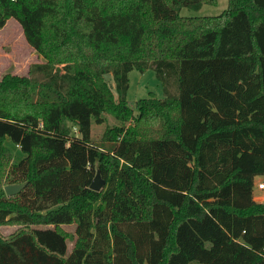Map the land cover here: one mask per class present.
Masks as SVG:
<instances>
[{
	"label": "trees",
	"instance_id": "obj_1",
	"mask_svg": "<svg viewBox=\"0 0 264 264\" xmlns=\"http://www.w3.org/2000/svg\"><path fill=\"white\" fill-rule=\"evenodd\" d=\"M216 2L0 0L43 59L0 79V264H264V0L179 14Z\"/></svg>",
	"mask_w": 264,
	"mask_h": 264
},
{
	"label": "rangeland",
	"instance_id": "obj_2",
	"mask_svg": "<svg viewBox=\"0 0 264 264\" xmlns=\"http://www.w3.org/2000/svg\"><path fill=\"white\" fill-rule=\"evenodd\" d=\"M227 4L228 0H217L215 4H203L198 10L181 8L179 14L187 17L216 16L226 9ZM42 62L43 59L39 54L26 43L21 27L16 20L8 19L5 26L0 29V79L6 74L24 76L27 74L30 65ZM128 80L126 100L131 105L139 99L148 98L150 95L157 99H162L164 96L162 86L152 69L143 72L133 69L128 73ZM103 116L105 121L101 125H91V137L95 141L100 139L106 127L117 124L110 115L104 114ZM6 145L11 152V162L19 161L22 157L19 149L10 142H6ZM262 182L263 178L261 177H257L254 182L253 199L256 202H264V189L259 190L256 186ZM2 183L4 185L5 180ZM64 228L71 234L68 240L70 250L74 241L73 227L66 226ZM15 230L16 226L13 225L0 226V234L3 237H9Z\"/></svg>",
	"mask_w": 264,
	"mask_h": 264
},
{
	"label": "water",
	"instance_id": "obj_3",
	"mask_svg": "<svg viewBox=\"0 0 264 264\" xmlns=\"http://www.w3.org/2000/svg\"><path fill=\"white\" fill-rule=\"evenodd\" d=\"M104 80L107 82L110 80L109 74L104 75ZM24 185L25 184L6 185L4 187V192L6 196H13L17 194L24 187ZM103 185H104V180L101 179L99 173H97L90 184V189L94 191H99L103 187Z\"/></svg>",
	"mask_w": 264,
	"mask_h": 264
},
{
	"label": "built area",
	"instance_id": "obj_4",
	"mask_svg": "<svg viewBox=\"0 0 264 264\" xmlns=\"http://www.w3.org/2000/svg\"><path fill=\"white\" fill-rule=\"evenodd\" d=\"M256 186H257V189L263 190L264 189V180H263V182L261 184H258Z\"/></svg>",
	"mask_w": 264,
	"mask_h": 264
}]
</instances>
